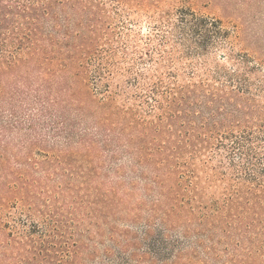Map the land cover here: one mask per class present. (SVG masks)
<instances>
[{
  "label": "trees",
  "instance_id": "16d2710c",
  "mask_svg": "<svg viewBox=\"0 0 264 264\" xmlns=\"http://www.w3.org/2000/svg\"><path fill=\"white\" fill-rule=\"evenodd\" d=\"M262 72L220 19L183 2L0 0V264H131L133 238L116 239L113 226L102 251L92 238H51L62 233L56 197L95 210V199L137 192L165 226L175 210L199 229L210 217V244H228L230 263L256 264Z\"/></svg>",
  "mask_w": 264,
  "mask_h": 264
},
{
  "label": "rangeland",
  "instance_id": "374dc122",
  "mask_svg": "<svg viewBox=\"0 0 264 264\" xmlns=\"http://www.w3.org/2000/svg\"><path fill=\"white\" fill-rule=\"evenodd\" d=\"M168 1L174 4L183 2L206 15L220 19L229 29L236 51L245 52L256 60L264 62V0ZM137 193L133 197L114 198V200L94 198L95 205L100 206L95 210L92 204L89 208L84 206L86 200L72 201L68 196L56 197L54 218L57 219L62 233L57 237L56 234L53 235L51 240L61 242L66 239L70 242L76 241L79 245H86L90 243L86 237L92 238L90 246L97 242L96 247L102 251L104 247L110 246L109 227L113 226L116 230V239L121 238L123 233L133 238V246L127 248V251H131L134 255L131 264H238L228 261L227 250H224L226 245L229 247L228 244L222 241L215 242L213 246L210 244L208 240L210 233L206 229L211 222L210 217L203 219L206 226L199 229L194 214L187 210H175L170 223L165 226L164 218L159 211H150L153 204L151 200H147L140 192ZM200 199L203 206L210 201L208 195ZM193 201L186 199L185 208L187 209V204H192ZM202 212H206L205 208ZM30 213L33 214L30 219L32 223L40 221L38 217L40 213L37 209L31 210ZM96 216L99 221H95ZM69 220L71 223H68ZM97 222L99 227L94 225ZM198 232L200 238L197 237ZM210 246L216 250L215 253H212ZM19 252L25 255L24 250L20 249ZM34 252L35 249L32 248L29 257L36 255ZM51 260L58 262L56 255ZM35 261L36 259H30L20 264H34ZM96 262L101 264L100 259H96ZM256 264H264V258L256 260Z\"/></svg>",
  "mask_w": 264,
  "mask_h": 264
}]
</instances>
